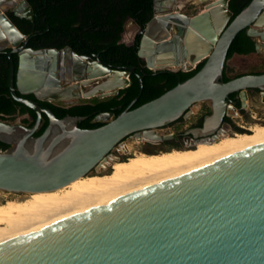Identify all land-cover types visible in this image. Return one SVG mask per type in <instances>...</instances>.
<instances>
[{
    "label": "water",
    "instance_id": "water-1",
    "mask_svg": "<svg viewBox=\"0 0 264 264\" xmlns=\"http://www.w3.org/2000/svg\"><path fill=\"white\" fill-rule=\"evenodd\" d=\"M197 1L205 12L189 17L180 10L192 0H153L144 28L133 19L129 23L138 28L137 55L147 69L189 72L203 62L201 69L158 98L130 109L135 98L116 117L98 114L95 121L104 125L81 129L78 123L86 117L57 118L40 102L115 96L129 86L127 77L135 68L110 67L98 55H79L69 46L26 47L28 37L7 12L33 21L32 7L27 0H0L5 6L0 51L11 48L8 89L13 100L36 115L31 127L0 120V142L8 146L0 151V191L22 195L63 188L96 169L129 135L142 132L159 139L155 130L186 117L200 103L210 114L202 128L186 134L205 135L235 111L228 100L232 93L255 89L264 101V73L223 81L237 34L245 31L256 39V51L264 42V0H252L232 20L230 0ZM168 60L173 68L164 66ZM106 74L115 75L113 84L85 93L87 79ZM139 83L142 89L141 76ZM42 115L48 124L35 136ZM0 264H264V144L2 241Z\"/></svg>",
    "mask_w": 264,
    "mask_h": 264
},
{
    "label": "trees",
    "instance_id": "trees-1",
    "mask_svg": "<svg viewBox=\"0 0 264 264\" xmlns=\"http://www.w3.org/2000/svg\"><path fill=\"white\" fill-rule=\"evenodd\" d=\"M251 1L230 0L228 8L233 13L231 20ZM27 2L33 9V21L19 19L10 12L8 17L18 30L28 37V48L61 49L64 46H69L79 55L97 54L100 62L107 66L135 68L129 77V86L120 90L115 96L103 99L92 98L86 104L71 108L43 103V106L50 108L57 118L86 117L85 120L78 123V127L81 129H93L104 125V122L94 120L98 114L111 112L116 117L127 109L135 98L138 99L131 109L158 98L178 83L192 77L203 66V62H201L189 72L149 70L137 55L139 36L130 46L120 42L126 20H135L141 28L146 26L153 15V0H27ZM63 38L65 41H62ZM68 38L70 39L68 40ZM255 52L254 39L247 36L245 31H241L233 39L228 49L226 62L234 55H249ZM14 62L16 65L15 57ZM226 62L223 72L224 82L230 80L225 71ZM8 74V57L1 54L0 120H13L16 117L15 114H27L32 120L24 118L22 124L32 126L36 115L31 109L12 99L8 89ZM139 76L142 77V89ZM19 96L21 97V95ZM47 124L48 120L46 116H43V122L35 136H39ZM6 149L8 146L0 142V151Z\"/></svg>",
    "mask_w": 264,
    "mask_h": 264
},
{
    "label": "bare ground",
    "instance_id": "bare-ground-1",
    "mask_svg": "<svg viewBox=\"0 0 264 264\" xmlns=\"http://www.w3.org/2000/svg\"><path fill=\"white\" fill-rule=\"evenodd\" d=\"M4 7L0 5V10ZM193 39L191 47L195 45ZM195 47L200 49L198 45ZM164 66L173 68V63L168 60ZM115 79L114 74L87 79L85 93L111 85ZM246 131L222 137L211 144L200 143L188 150L134 153L129 159L113 163L107 174L85 176L55 191L29 194L26 200L10 199L0 203V242L264 144V124L250 125Z\"/></svg>",
    "mask_w": 264,
    "mask_h": 264
},
{
    "label": "flooded vegetation",
    "instance_id": "flooded-vegetation-1",
    "mask_svg": "<svg viewBox=\"0 0 264 264\" xmlns=\"http://www.w3.org/2000/svg\"><path fill=\"white\" fill-rule=\"evenodd\" d=\"M9 12L12 13L11 11H9ZM129 20L130 19L125 21V23H124L125 28H126V25H128ZM124 31H125V29H123V32ZM137 32L133 35V38H132L130 45H132L134 43L136 37L138 36ZM69 39L70 38H68V40ZM62 41H65V39L63 38ZM254 41H255V46H256L257 40L254 39ZM258 44H259L260 48H259V51H256V52H263L264 53V42H258ZM130 45H128V46H130ZM26 47H27V45H26ZM10 49L11 48H6L4 51H0V55L1 54L6 55V53L8 51H10ZM92 55H94V54H92ZM13 56L15 57V55H13ZM225 71H226V68H225ZM249 74H258V73H249ZM242 75H245V74H242ZM242 75H237V76L229 77V78L231 80L233 78H236V77H239ZM19 95L20 94H18V96ZM256 96L262 97L261 92L258 90H255V89L246 90V93L244 95L242 94L241 91L230 94L229 98H228L229 104L235 109V111H233V110L228 111L217 127L210 128L209 132L205 135H202V136H194L191 133L186 134V131H188L189 129H192V128H195V129L196 128H202L203 117L210 114V109H209L207 104H206L207 108H206L205 112L202 113L199 111L200 113L192 112L189 114L190 111H194L195 106H193L187 113H185L183 115V116H192V117H188V118L182 117L179 120H177V121H175V122H173L167 126H164L162 128L155 130L153 134H154V136H159L160 137L159 139L145 138L143 136L142 132L133 133V134L129 135L128 137H126L123 141H121L120 144L117 145L106 156L105 160H103L96 167V169H94L92 172L88 173L87 175H95V174H98L100 172H102L103 174H104V172L109 173V172H111V168H112L113 163L124 161V160L128 159L126 157L128 155H130L131 153H126L124 155H118L117 154L118 150L120 149L119 146L128 140H130L134 143L140 144L139 148L142 149L144 152H147L150 154V153H157V152H160L162 150L171 151V150H177V149H179V150L193 149V148H196L197 145L200 143L216 141L222 137H225L228 135H234V134H236V132L246 133L247 127H245L244 125H241L240 122L244 123V124H251L253 120H258V121L262 120L261 118H256L254 115H252V112H250V110H249V104L253 105L252 101L256 100V99H254ZM21 97H23L25 99H31V100L34 99V96L32 94L21 95ZM93 98H97V97H93ZM43 103H46V102H40V105L42 107H45V106H43ZM52 104H54L56 106L64 107V108H71L74 106L86 104V102L80 103V99H79V100H72V101L52 102ZM202 104L205 105V103H202ZM246 104H247V106H246ZM262 105H264V101L260 100V106L262 107ZM131 107H130V109H131ZM45 108H47V107H45ZM119 108H122V106H119ZM200 109H202V107L199 108V110ZM108 113L113 115V113H111V112H108ZM14 116H23L24 118H27L30 121L32 120V118L27 114H25V115L15 114ZM43 116H45V115H42L40 126L43 122ZM186 118L190 122L185 125V122L187 121ZM237 119H239V120H237ZM40 126H39V128H40ZM26 127H31V126H26ZM164 130H172V131L164 132ZM103 164H105L106 167L103 170H100L101 165H103Z\"/></svg>",
    "mask_w": 264,
    "mask_h": 264
},
{
    "label": "rangeland",
    "instance_id": "rangeland-1",
    "mask_svg": "<svg viewBox=\"0 0 264 264\" xmlns=\"http://www.w3.org/2000/svg\"><path fill=\"white\" fill-rule=\"evenodd\" d=\"M205 9L204 4H198V3H194V2H186L183 4V6H181V13L192 17L195 16L197 14H199L202 10ZM9 12V11H8ZM7 12V13H8ZM138 31V28L131 24L128 23V25H126V29L125 31L122 33L121 35V43L130 45L133 35ZM226 72L227 75L229 77H234L237 75H242V74H249V73H261L264 72V53L263 52H255L249 55H234L231 59H229L226 62ZM252 103L253 105L249 104V110L250 112H252V115H254L256 118H261L262 120H253L251 124H244L241 123V125H244L245 127H249L250 125H254V124H264V105H262V107L260 106V100H262V97H255ZM89 99H80V103H84V102H88ZM247 106V104H246ZM199 110V108H201ZM207 108V105H203L202 103L198 104L195 106L194 111H190V113L192 112H205ZM200 111V112H199ZM188 117H192V116H186ZM196 117V116H195ZM23 116H16L13 120H8L6 122L8 123H12V124H22V120H23ZM186 118V119H187ZM239 120V119H237ZM190 121L187 119V121L185 122V125L188 124ZM172 130H164V132H170ZM238 133V132H236ZM229 136V135H228ZM140 144L138 143H134L130 140L122 143L119 147L120 149L118 150L117 154L118 155H124L126 153H131L130 155H128L126 158H131L133 157L134 153L138 154L140 152H144L142 149L139 148ZM160 152H166L164 150L160 151ZM147 153V152H144ZM158 153V152H157ZM106 167L105 164L101 165V169L103 170ZM105 174V172H104ZM107 174V173H106ZM90 176V175H87ZM29 198V194H22V195H18V194H11V193H5L0 191V203L6 202L7 200H26Z\"/></svg>",
    "mask_w": 264,
    "mask_h": 264
},
{
    "label": "built area",
    "instance_id": "built-area-1",
    "mask_svg": "<svg viewBox=\"0 0 264 264\" xmlns=\"http://www.w3.org/2000/svg\"><path fill=\"white\" fill-rule=\"evenodd\" d=\"M198 64H199V63H196V64L191 68L190 71L194 70ZM181 70H182V71H185L184 69H181ZM185 72H187V71H185ZM127 79H129V77H127Z\"/></svg>",
    "mask_w": 264,
    "mask_h": 264
}]
</instances>
